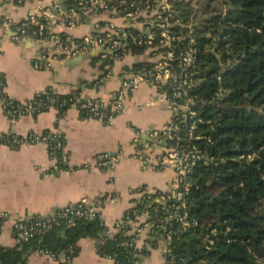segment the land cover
<instances>
[{"label": "crops", "instance_id": "1", "mask_svg": "<svg viewBox=\"0 0 264 264\" xmlns=\"http://www.w3.org/2000/svg\"><path fill=\"white\" fill-rule=\"evenodd\" d=\"M51 1L0 0V75L8 97L29 101L37 93L51 88L61 95L79 92L92 100L105 101L120 87L123 70L152 61L146 49L108 61L101 50L95 48L72 56L54 50L55 57L46 63L40 40L28 35L13 41L11 26L3 25L2 20L22 21L37 3L47 6ZM62 6L67 11L78 10L72 0L64 1ZM110 19L117 24L123 22L115 11L95 10L73 28L63 22L49 26L44 41L52 35H69L77 43L95 24ZM155 97L156 89L141 83L129 93L125 110L106 122L84 118L75 107L63 112L49 108L34 115H21L14 121L0 110V132L3 134L24 136L60 131L65 158V168L53 172V163L43 144H0V211L14 215H45L68 203L102 199L100 216L110 226L133 207L136 195L132 191L138 188L155 193L166 191L174 179V172L143 169L134 156L139 147L138 142H133L135 130L161 129L173 119L170 108L155 101ZM143 139L150 141L147 136ZM102 154L118 156L112 168L98 166V156ZM58 235L63 233L58 232ZM102 238V234L80 237L73 247V256L63 264H114L112 258L98 253ZM145 241L149 243L146 253L138 255L134 264H165L162 239L152 238L145 229L140 233L137 246L141 247ZM18 244L21 243L11 224H1L0 246L11 248ZM23 264L61 263L33 251L26 255Z\"/></svg>", "mask_w": 264, "mask_h": 264}, {"label": "built area", "instance_id": "2", "mask_svg": "<svg viewBox=\"0 0 264 264\" xmlns=\"http://www.w3.org/2000/svg\"><path fill=\"white\" fill-rule=\"evenodd\" d=\"M72 2L78 10L67 11L63 8L61 0H52L47 6L37 3L28 10L22 21L16 22L6 18L2 20V24L11 26L13 41H19L28 35L40 40L43 47L42 58L46 63L55 57L54 50L72 56L97 48L101 50L104 59L108 61L119 59L131 51L128 39L132 38L136 45L149 51L152 65L139 70H123L120 87L105 101L92 100L79 92L74 95H61L51 88L37 93L29 101H17L5 94L4 80L0 75V110L10 121H14L21 115H34L49 108L63 112L69 107H75L84 118L106 122L125 110L126 100L131 91L141 83L150 85L156 89L154 100L165 103L172 111L173 119L161 129L135 130L133 142H138L139 147L135 150L134 156L143 169H171L174 172V179L169 188L161 193L149 192L145 188L132 191L136 195L133 207L110 226L100 216L102 199L95 202L81 200L68 203L45 215L28 213L14 215L0 211V225L10 223L19 243H26L59 224L71 226L78 220H93L98 217L106 235L112 236L114 233L122 232L129 236L127 245L134 250L142 251L148 248V241L141 247L137 246L140 233L145 229L152 238L162 239L164 262L171 264V243L176 233L173 225H177V231L180 232L198 225L197 220L189 215L188 193L191 184L188 176L199 163L217 165L214 157L206 155L194 143L195 139L200 138L197 135V128L201 119L191 110L196 99L191 95V91L198 83L199 73L195 52L191 46L194 41L192 28L188 26L186 34L173 33L170 30L175 25L180 27L184 25L179 19H173L175 11L170 10L169 0H72ZM95 10L115 11L123 22L117 24L110 19L95 24L91 32L77 43H74L69 35H52L44 41L49 26L63 22L67 27L73 28L85 21ZM184 41L186 45L181 48L180 45ZM172 61L177 62V69ZM35 66L37 67V63ZM222 92H218L215 98H219ZM178 117L189 120L184 137L177 134L179 127L175 120ZM145 136L149 137L150 141L144 140ZM38 143L46 147L53 163L52 171H62L65 168V158L60 131L28 133L24 136L0 132L2 145ZM117 160L118 156L102 154L98 156V166L112 168ZM157 211L161 212V216L152 217L151 213ZM211 233H215L214 230ZM208 241L212 244L211 239ZM35 252L63 264L71 259L74 248L68 247L58 251L38 248ZM98 253L112 258L114 264H117L114 256L103 255L99 249Z\"/></svg>", "mask_w": 264, "mask_h": 264}, {"label": "trees", "instance_id": "3", "mask_svg": "<svg viewBox=\"0 0 264 264\" xmlns=\"http://www.w3.org/2000/svg\"><path fill=\"white\" fill-rule=\"evenodd\" d=\"M211 1H205L202 12L209 10ZM220 1L223 7L190 26L199 67L191 110L201 119L200 138L194 143L217 165L199 163L188 176L189 215L198 225L183 232L173 225L171 264H264L257 251L264 244V215L259 216L264 207V0ZM169 4L175 11L173 19L184 25L170 30L186 34L193 12L190 2L169 0ZM128 42L130 52H143L132 38ZM185 45L186 41L180 47ZM171 63L177 69V62ZM151 65L137 63L130 70ZM175 121L177 134L184 137L189 120ZM151 214L161 216L160 211ZM101 234L100 253L114 256L117 264H134L137 255L146 253L128 247L129 236L122 232L106 235L96 217L71 226L59 224L15 247L0 246V264H23L26 255L38 248H73L80 237Z\"/></svg>", "mask_w": 264, "mask_h": 264}, {"label": "rangeland", "instance_id": "4", "mask_svg": "<svg viewBox=\"0 0 264 264\" xmlns=\"http://www.w3.org/2000/svg\"><path fill=\"white\" fill-rule=\"evenodd\" d=\"M186 1L190 2L191 6L189 5L190 6L189 8H192L193 10L192 14L189 17L190 18L189 22L186 23V26H191L192 24H196V25L199 24V21L201 19H205L206 17H208L213 12L214 8L223 7L221 5L220 0H212L209 5V10L206 12H202L206 0H186Z\"/></svg>", "mask_w": 264, "mask_h": 264}, {"label": "water", "instance_id": "5", "mask_svg": "<svg viewBox=\"0 0 264 264\" xmlns=\"http://www.w3.org/2000/svg\"><path fill=\"white\" fill-rule=\"evenodd\" d=\"M64 1L65 0H61V4H63ZM263 215H264V207L261 208V212H260L259 216H263ZM251 219L255 220L254 217H252ZM259 228H261V227H259ZM257 251H258L260 257L264 260V244L262 246H257ZM253 264H255V263H253Z\"/></svg>", "mask_w": 264, "mask_h": 264}]
</instances>
